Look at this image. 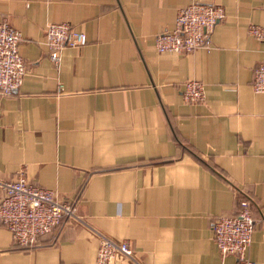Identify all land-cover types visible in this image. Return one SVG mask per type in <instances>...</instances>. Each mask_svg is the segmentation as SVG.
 <instances>
[{"label":"crops","instance_id":"crops-1","mask_svg":"<svg viewBox=\"0 0 264 264\" xmlns=\"http://www.w3.org/2000/svg\"><path fill=\"white\" fill-rule=\"evenodd\" d=\"M193 1L0 0L27 65L0 97V182L23 172L79 217L26 249L0 225V264H97L100 235L131 244L135 261L116 264H237L211 226L246 196L248 256L264 264V93L252 88L264 40L249 31L264 26V0H198L225 10L213 49L159 53L157 36ZM63 22L87 44L56 64L45 29ZM190 80L205 85L203 103L184 101Z\"/></svg>","mask_w":264,"mask_h":264},{"label":"built area","instance_id":"built-area-1","mask_svg":"<svg viewBox=\"0 0 264 264\" xmlns=\"http://www.w3.org/2000/svg\"><path fill=\"white\" fill-rule=\"evenodd\" d=\"M225 16L222 6L194 0L179 10L172 31L157 36L156 49L159 53L177 54H190L201 49L211 51L213 31ZM249 31L258 40H264V26L251 25ZM21 41L19 31L8 22L0 23V97L13 96L27 75V65L19 51ZM45 44L51 59L59 64L63 50L85 46L87 36L69 23H50L45 29ZM183 87L186 103L205 101L206 91L202 82L190 80ZM252 88L256 93H264V63L254 70ZM0 184L3 188L0 225L11 232L18 249L35 247L43 236L61 224L79 219L73 203L60 200L54 191L29 181L23 172L16 179ZM256 222L250 198L240 201L235 215L220 216L212 221L213 239L224 258L233 256L237 264H256L248 256ZM119 256L135 261L131 244L127 241L117 243L100 235L97 264H116Z\"/></svg>","mask_w":264,"mask_h":264},{"label":"trees","instance_id":"trees-1","mask_svg":"<svg viewBox=\"0 0 264 264\" xmlns=\"http://www.w3.org/2000/svg\"><path fill=\"white\" fill-rule=\"evenodd\" d=\"M244 198H247V196L244 197ZM244 198L241 197V198L239 199L238 208H239L240 201H241L242 199H244Z\"/></svg>","mask_w":264,"mask_h":264},{"label":"rangeland","instance_id":"rangeland-1","mask_svg":"<svg viewBox=\"0 0 264 264\" xmlns=\"http://www.w3.org/2000/svg\"><path fill=\"white\" fill-rule=\"evenodd\" d=\"M64 224V223H63ZM62 225V224H61Z\"/></svg>","mask_w":264,"mask_h":264}]
</instances>
